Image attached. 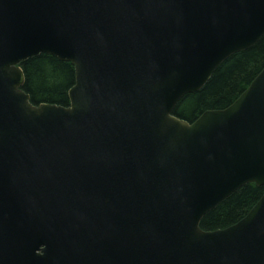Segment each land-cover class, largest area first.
<instances>
[{
  "label": "water",
  "instance_id": "95a60500",
  "mask_svg": "<svg viewBox=\"0 0 264 264\" xmlns=\"http://www.w3.org/2000/svg\"><path fill=\"white\" fill-rule=\"evenodd\" d=\"M264 37V0H0V264H264V68L223 110L172 115ZM74 66L32 105L21 64Z\"/></svg>",
  "mask_w": 264,
  "mask_h": 264
},
{
  "label": "trees",
  "instance_id": "16d2710c",
  "mask_svg": "<svg viewBox=\"0 0 264 264\" xmlns=\"http://www.w3.org/2000/svg\"><path fill=\"white\" fill-rule=\"evenodd\" d=\"M24 74L22 90L32 105L69 106L68 91L74 85V66L68 62L41 54L21 65ZM264 68V37L252 48L232 55L213 73L198 92L184 96L172 115L191 123L209 110L230 106ZM264 194V186L248 184L233 193L200 222L203 231L227 228L241 219Z\"/></svg>",
  "mask_w": 264,
  "mask_h": 264
}]
</instances>
